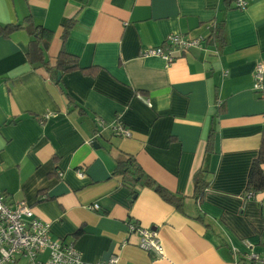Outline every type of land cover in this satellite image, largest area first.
I'll return each mask as SVG.
<instances>
[{
	"label": "crops",
	"instance_id": "1",
	"mask_svg": "<svg viewBox=\"0 0 264 264\" xmlns=\"http://www.w3.org/2000/svg\"><path fill=\"white\" fill-rule=\"evenodd\" d=\"M30 22L52 32L49 65L63 47L79 68L58 84L28 61L24 27L0 36V191L9 203L29 205L85 264H236L245 241L263 250L264 190L248 197L246 187L264 140V99L253 90L264 0H0L1 25ZM172 33L203 40L169 64L141 55ZM116 120L130 137L113 133ZM127 157L182 197L181 208L127 185L117 173ZM131 222L157 232L162 257L138 246Z\"/></svg>",
	"mask_w": 264,
	"mask_h": 264
},
{
	"label": "built area",
	"instance_id": "2",
	"mask_svg": "<svg viewBox=\"0 0 264 264\" xmlns=\"http://www.w3.org/2000/svg\"><path fill=\"white\" fill-rule=\"evenodd\" d=\"M236 8L247 7L249 0H233ZM202 36H186L172 33L165 37L164 44L151 46L141 52L143 56H159L167 64L173 62L179 55L191 47L199 46ZM253 90L264 99V62L258 61L254 70ZM137 97L143 99L140 93ZM47 116V115H46ZM96 124L102 125L103 121L97 118ZM115 135L130 137L131 131L116 120L112 125ZM79 177L84 175L82 170H77ZM251 197L253 194L247 192ZM98 209V203L90 205ZM129 231L136 232L140 240L138 246L144 250H151L156 257L163 256V246L154 229L144 228L135 222L129 223ZM247 251L241 258H236V264H264V248L259 253L253 250V245L245 241ZM236 252V249L233 248ZM44 252L48 255L41 261L38 256ZM26 258L28 264H85L81 255L72 243H64L59 239H52L49 233V223L38 218L32 208L24 201L9 203L5 194L0 191V264H15L19 259ZM106 264H116V258Z\"/></svg>",
	"mask_w": 264,
	"mask_h": 264
},
{
	"label": "trees",
	"instance_id": "3",
	"mask_svg": "<svg viewBox=\"0 0 264 264\" xmlns=\"http://www.w3.org/2000/svg\"><path fill=\"white\" fill-rule=\"evenodd\" d=\"M70 26V22H66L63 25V32ZM25 28L31 37L27 57L28 61L34 66L44 65L46 66L52 78L56 83L61 84L63 75L69 73L70 71L79 68L78 60L75 56L69 54L62 47L56 57L54 65H49L47 61L44 60V49L47 48L49 40L51 37V30L46 29L41 25H36L30 22L28 25L23 26L19 23H8L0 24V36L7 37L12 32ZM64 36V35H63ZM220 36V27H214L211 29L208 39H215ZM89 68H84L88 70ZM60 73L61 77L57 79V75ZM211 149V146H207V150ZM264 164V140L262 141L258 155L255 157L251 163L248 178L246 192L255 194L264 190V169L262 165ZM117 173L122 176L123 181L127 185H145L154 189V191L166 202L174 205L177 209L181 208L182 197L176 196L171 193L166 188L157 184L150 176L145 174L142 169L134 163V160L127 157L124 160H119L117 162ZM206 172L202 169L197 170L193 175V185H194V195L199 201H201L202 195L208 186V180L206 179Z\"/></svg>",
	"mask_w": 264,
	"mask_h": 264
},
{
	"label": "rangeland",
	"instance_id": "4",
	"mask_svg": "<svg viewBox=\"0 0 264 264\" xmlns=\"http://www.w3.org/2000/svg\"><path fill=\"white\" fill-rule=\"evenodd\" d=\"M17 264H26V259H21Z\"/></svg>",
	"mask_w": 264,
	"mask_h": 264
},
{
	"label": "water",
	"instance_id": "5",
	"mask_svg": "<svg viewBox=\"0 0 264 264\" xmlns=\"http://www.w3.org/2000/svg\"><path fill=\"white\" fill-rule=\"evenodd\" d=\"M58 76H59V74H58Z\"/></svg>",
	"mask_w": 264,
	"mask_h": 264
}]
</instances>
